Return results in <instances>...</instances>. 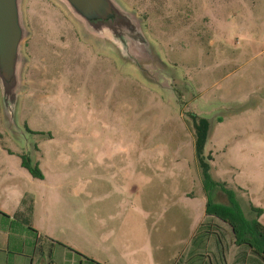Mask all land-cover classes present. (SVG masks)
<instances>
[{
  "label": "rangeland",
  "instance_id": "obj_1",
  "mask_svg": "<svg viewBox=\"0 0 264 264\" xmlns=\"http://www.w3.org/2000/svg\"><path fill=\"white\" fill-rule=\"evenodd\" d=\"M120 1L175 70L167 84L177 100L122 69L54 0H24L18 121L27 134L11 136L0 114V210L23 212L45 242H69L101 262L181 264L183 253L187 264H210L187 114L211 118L210 174L264 225V0ZM211 200L229 204L219 188ZM232 240L221 237L226 261L213 264H239L244 247Z\"/></svg>",
  "mask_w": 264,
  "mask_h": 264
},
{
  "label": "water",
  "instance_id": "obj_2",
  "mask_svg": "<svg viewBox=\"0 0 264 264\" xmlns=\"http://www.w3.org/2000/svg\"><path fill=\"white\" fill-rule=\"evenodd\" d=\"M24 0H0V114L4 129L13 137H24L19 124L23 45L28 29ZM75 21L83 37L108 51L122 69H132L148 86L167 97L178 95L167 84L175 81V70L163 58L145 31L143 19L120 0H54Z\"/></svg>",
  "mask_w": 264,
  "mask_h": 264
},
{
  "label": "trees",
  "instance_id": "obj_3",
  "mask_svg": "<svg viewBox=\"0 0 264 264\" xmlns=\"http://www.w3.org/2000/svg\"><path fill=\"white\" fill-rule=\"evenodd\" d=\"M187 115V121L191 125L194 137L195 157L200 167L202 186L206 197L204 217L199 223L197 230L200 234L199 240L205 244L204 247L212 241V246L208 245L203 249L206 255L208 254L205 256L209 258L210 264H213L211 258L215 260L216 256L223 260L222 253L225 252V246L221 245V237L225 239L226 235L229 234L235 245L244 247V249H240L237 255L239 264H251V262L260 264L261 262L259 263L257 257H260V260L264 262V225L257 218L249 219L246 217L238 204L234 191L228 188L225 183L214 180L210 174L209 161L212 160V156L210 154L205 155L204 148L212 126L211 118L200 116L193 112ZM21 164L32 175L42 176L38 165H32L29 158L22 157ZM215 188L225 192L229 204L215 203L211 200V195ZM251 209L257 213V216L262 213V209L259 207H251ZM14 219L29 225L28 219L22 213H16ZM220 223L225 224L227 229L222 227ZM218 243L221 245L220 249ZM181 256V264H187L188 259L184 260V254Z\"/></svg>",
  "mask_w": 264,
  "mask_h": 264
},
{
  "label": "crops",
  "instance_id": "obj_4",
  "mask_svg": "<svg viewBox=\"0 0 264 264\" xmlns=\"http://www.w3.org/2000/svg\"><path fill=\"white\" fill-rule=\"evenodd\" d=\"M16 213H22L27 218L21 211ZM15 214L8 215L0 210V264H109L80 251L74 244L69 242L61 240L45 242L39 232L31 228L30 222L29 226L20 220L14 219ZM203 217L204 211L202 219ZM16 222L21 223L19 229H17L18 227L14 229L12 226ZM11 241L14 243L15 248L10 247ZM38 241L47 243V246H42L44 244H40ZM222 258L225 262L224 253H222ZM112 264L119 263L115 261Z\"/></svg>",
  "mask_w": 264,
  "mask_h": 264
}]
</instances>
